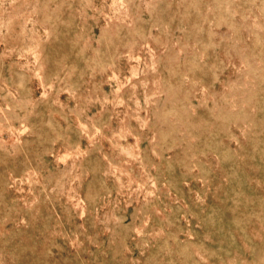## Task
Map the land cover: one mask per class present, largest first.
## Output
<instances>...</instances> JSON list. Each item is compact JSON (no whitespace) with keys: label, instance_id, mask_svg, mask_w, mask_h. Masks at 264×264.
Returning a JSON list of instances; mask_svg holds the SVG:
<instances>
[{"label":"rangeland","instance_id":"374dc122","mask_svg":"<svg viewBox=\"0 0 264 264\" xmlns=\"http://www.w3.org/2000/svg\"><path fill=\"white\" fill-rule=\"evenodd\" d=\"M0 264H264V0H0Z\"/></svg>","mask_w":264,"mask_h":264}]
</instances>
